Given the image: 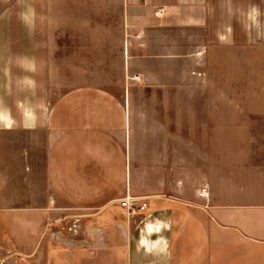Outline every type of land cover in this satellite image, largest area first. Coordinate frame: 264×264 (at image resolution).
Here are the masks:
<instances>
[{
    "label": "crops",
    "instance_id": "crops-1",
    "mask_svg": "<svg viewBox=\"0 0 264 264\" xmlns=\"http://www.w3.org/2000/svg\"><path fill=\"white\" fill-rule=\"evenodd\" d=\"M263 5L8 0L0 264H264Z\"/></svg>",
    "mask_w": 264,
    "mask_h": 264
},
{
    "label": "rangeland",
    "instance_id": "rangeland-1",
    "mask_svg": "<svg viewBox=\"0 0 264 264\" xmlns=\"http://www.w3.org/2000/svg\"><path fill=\"white\" fill-rule=\"evenodd\" d=\"M8 2V0H0V14L2 12V7L4 6V4ZM264 6V5H263ZM264 13V12H263ZM257 13L254 11L252 12V18L255 19L257 17L256 15ZM263 20H262V29L264 30V15L262 16ZM254 23V22H253ZM255 29V28H253ZM253 55L255 56L256 54H254L253 52ZM79 62H83L84 60H78ZM88 61V63H92L93 65L94 64H99V62H101V60H86ZM108 63H109V67L112 66V63L115 62L114 59H108L107 60ZM90 63V64H91ZM252 65L253 67H259L260 66V62L258 59H256L255 61L252 62ZM262 65H263V61H262ZM104 77V76H102ZM100 76L99 75H83L82 73H77L76 76H75V82H76V85H83V84H87V83H91V82H94V80L96 79H99ZM117 78V75L115 74H107L106 76V79L110 80V79H115ZM187 172L183 171V177L185 176ZM82 220H83V217L79 216V215H70L69 217H64L60 220L59 224H57L59 226V228L62 230V232L64 233H68L69 230H72L73 228H75V226H79V224L82 223ZM74 231V230H73Z\"/></svg>",
    "mask_w": 264,
    "mask_h": 264
},
{
    "label": "built area",
    "instance_id": "built-area-1",
    "mask_svg": "<svg viewBox=\"0 0 264 264\" xmlns=\"http://www.w3.org/2000/svg\"><path fill=\"white\" fill-rule=\"evenodd\" d=\"M138 79V76H135ZM199 195L201 197H206L208 195L207 188H203L200 190ZM119 204L126 209L127 214L130 217H134L140 211L147 209L148 203L145 198H141L138 196L125 195L124 197L119 199Z\"/></svg>",
    "mask_w": 264,
    "mask_h": 264
}]
</instances>
